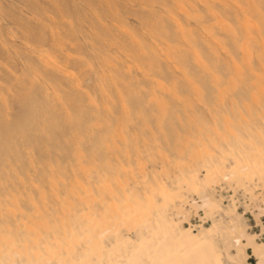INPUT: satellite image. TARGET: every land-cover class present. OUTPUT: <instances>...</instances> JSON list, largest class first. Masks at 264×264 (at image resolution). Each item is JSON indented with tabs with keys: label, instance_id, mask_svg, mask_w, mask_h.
<instances>
[{
	"label": "bare ground",
	"instance_id": "obj_1",
	"mask_svg": "<svg viewBox=\"0 0 264 264\" xmlns=\"http://www.w3.org/2000/svg\"><path fill=\"white\" fill-rule=\"evenodd\" d=\"M241 2L0 0V264H264L209 193L264 179V0Z\"/></svg>",
	"mask_w": 264,
	"mask_h": 264
},
{
	"label": "rangeland",
	"instance_id": "obj_2",
	"mask_svg": "<svg viewBox=\"0 0 264 264\" xmlns=\"http://www.w3.org/2000/svg\"><path fill=\"white\" fill-rule=\"evenodd\" d=\"M237 1L242 3V0ZM246 9L250 12L248 5H246ZM199 161L198 165L201 166L202 160ZM198 179H205V173H200ZM162 180L165 182V185L168 188H171L168 182V174H163ZM255 182L259 183V185H253L254 187H249V184L247 183L237 189V185L235 183L223 181L215 187H211L209 193H212L214 199H217V201L220 202V204L224 207H231V209H234L232 211H234L236 215H238V217L244 222L245 232L241 237V242L245 243L251 239L255 244L263 246L264 248V179L262 178L260 182ZM173 189L178 191V193L179 189L183 190L179 193L181 199L177 200V205H179V208L177 209L178 219L176 218L174 221L177 222L178 220H183V226L195 234L199 233L198 230L201 226H204L205 228H211L213 226L214 221L211 219L212 217L205 209L201 207V203H198L201 200L199 195L191 192L188 189H185L184 187H174ZM194 201H196L197 204H194L196 203ZM138 230V228L133 227L130 232H128L126 229H123V233L131 240H137L140 238V236L137 234ZM231 240L235 239L232 237ZM213 241L216 242V245L219 247H225L226 245L225 238L220 233H215L213 235ZM229 249L231 253H236L234 248ZM103 253L105 257H112V249L110 247H105L103 249ZM247 254L248 256L246 262L249 264H258L259 259L253 255L250 249L247 251ZM96 259L99 260V262H102V259L104 260V258L99 259V257Z\"/></svg>",
	"mask_w": 264,
	"mask_h": 264
}]
</instances>
